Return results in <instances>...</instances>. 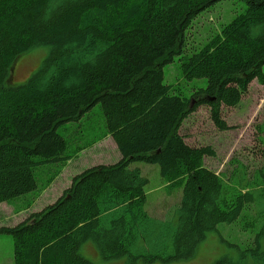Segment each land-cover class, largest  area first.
<instances>
[{"label":"trees","instance_id":"trees-1","mask_svg":"<svg viewBox=\"0 0 264 264\" xmlns=\"http://www.w3.org/2000/svg\"><path fill=\"white\" fill-rule=\"evenodd\" d=\"M218 1L0 0V203L21 200L27 209L36 201L82 149L69 153L58 127L97 103L120 154L75 174L40 211L0 226L12 237L13 264H100L83 254L86 244L105 262L189 259L209 232L256 202L248 182L230 189L205 166L210 146L189 145L180 133L201 105L225 129L221 105L236 106L252 80L264 83V0H243V12L184 54L192 21ZM34 47H46L45 56L14 84L10 67ZM175 56L185 79H205L191 97L164 83L163 67ZM136 161L158 165L166 192L181 189L170 218L144 208L148 179L130 167ZM257 225L243 221L257 227L254 248L230 244L239 264L249 256L264 264V220Z\"/></svg>","mask_w":264,"mask_h":264},{"label":"rangeland","instance_id":"rangeland-1","mask_svg":"<svg viewBox=\"0 0 264 264\" xmlns=\"http://www.w3.org/2000/svg\"><path fill=\"white\" fill-rule=\"evenodd\" d=\"M245 5L243 0H220L203 11L186 31L184 54H190L203 45L236 14L243 12ZM46 52V47H34L20 54L10 67L13 83L19 84L26 80ZM180 65L179 56L165 64L164 83L172 85L177 93L191 97L197 88L205 86V79H185L181 75ZM261 71L264 72V65ZM248 85L246 94L242 95L236 106L221 105V118L227 125L225 129L215 126L209 106L201 105L184 119L180 133L189 145L210 146L214 155L204 158L205 166L219 174L230 189L241 188L239 181L242 184L248 182V188L252 190L256 202L246 206L235 221L221 223L217 230L209 232L199 244L194 256L189 259L139 264H239V251L230 244H239L240 249L255 247L257 227L245 229L243 221L257 218L259 226L264 220V214L258 215L264 212V83L254 79ZM102 116L100 104L97 103L79 121L67 122L58 127L57 132L65 138L69 153L77 147L82 149L77 156L74 155L65 163L52 184L39 195L34 191L23 196V199H28L36 195V201L29 208H23L21 200L0 203V226L15 225L32 211H40L45 205L53 202L64 188L70 185L72 177L81 170L95 164L114 163L120 158L115 142L105 130ZM130 167H139L148 179L145 186L147 201L144 207L147 212L158 219L170 218L180 200L181 189L174 188L171 193L166 192L163 178L155 163L136 161L131 163ZM38 172L42 180L43 172ZM260 240L264 248V237ZM82 252L87 258L100 264H123V259L109 262L101 260L91 244L84 245ZM0 264H13V243L10 234H0ZM245 264H252V257L249 256Z\"/></svg>","mask_w":264,"mask_h":264},{"label":"crops","instance_id":"crops-1","mask_svg":"<svg viewBox=\"0 0 264 264\" xmlns=\"http://www.w3.org/2000/svg\"><path fill=\"white\" fill-rule=\"evenodd\" d=\"M68 186H69V185H68ZM68 186H67V187H68ZM67 187H65V188H67ZM65 188H64V189H65ZM58 196H59V195H58Z\"/></svg>","mask_w":264,"mask_h":264}]
</instances>
